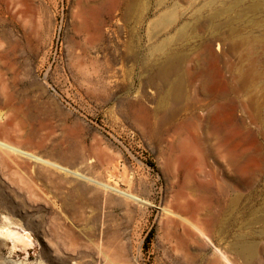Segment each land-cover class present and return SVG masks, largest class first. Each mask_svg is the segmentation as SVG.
<instances>
[{
  "label": "rangeland",
  "instance_id": "rangeland-1",
  "mask_svg": "<svg viewBox=\"0 0 264 264\" xmlns=\"http://www.w3.org/2000/svg\"><path fill=\"white\" fill-rule=\"evenodd\" d=\"M262 93L264 0H0V264H264Z\"/></svg>",
  "mask_w": 264,
  "mask_h": 264
},
{
  "label": "bare ground",
  "instance_id": "bare-ground-1",
  "mask_svg": "<svg viewBox=\"0 0 264 264\" xmlns=\"http://www.w3.org/2000/svg\"><path fill=\"white\" fill-rule=\"evenodd\" d=\"M259 89H261V86H260ZM263 96H264V94H263ZM262 98H264V97H262ZM215 131H217V134H219L218 132H223V131L227 132L226 131V127H220L218 129H215ZM0 146H1V148H5L6 150L8 149V151L11 150V151H14L15 153H19L22 156H26V157L32 158V159L35 158V156H33L31 154H28V153H25V152H21V151H19L17 149H14V148H12V147H10L8 145H5V144L0 143ZM215 146L216 147H214L213 150H212L213 153L215 154L216 158L217 157L218 158H222L223 161L227 163V165H229L230 167H232L234 169V174L232 175V177H230V179H233V181L236 182L238 180V177H239V174H240V172H239V165H240V162H242L241 160L243 158L242 151L238 147H229L224 140L220 141L219 144H217ZM193 148H194V151L197 152L196 151L197 148H196V146L194 144H193ZM175 152H176V154H175V157H174V161H180V160L181 161H184L185 159H187V157L189 155V152H190L189 143H188V137L183 136V137H181L178 140V142L176 144V147H175ZM37 160H39V159H37ZM45 163H46V161H45ZM49 164L51 165V163H49ZM54 165L55 164H53V166ZM59 167H60V169H63L65 171L67 170L66 168H63V167L61 168V166H59ZM209 188H210V186H209ZM111 189L114 190V191H116V192H119L121 194H124L125 196H128V197H131V198L136 199L135 197L131 196L130 194H127V193H124V192H120V191L116 190L115 188H111ZM196 190H198V189H196ZM207 190H208V194H211L210 192L212 190L211 191H210V189H207ZM254 194L255 193H249L247 195L246 200H247L248 203H251L252 201L255 200ZM187 195H188V192L184 191V186L179 187V190H178V192L176 193V196H175V201H176V203H175V209H176V211L177 212H180V213L187 214L192 220H194L196 222H200V224H202L204 226H207L208 225L207 220L205 218H200L199 213L204 209V207L206 208L207 206H212L213 205V198H212L213 195H212V197H210L211 201H209V203L206 204V206L204 205L205 203L204 204L202 202L200 203V201H203V200L190 201V200H188V199L185 198L184 201H183V203H182V201L179 202V199H182L184 196H187ZM206 196L208 197L207 194H206ZM196 199H197V197H196ZM211 218L213 220V217H211ZM7 233H9V232H7ZM9 234L14 235V236H11V237L15 238V239H13L15 241H16V239L19 240V238L22 237V235H20L19 232H15V231H13V232H11ZM9 234H8V236H10ZM18 240H17V242H18ZM28 241H29V238H28ZM227 263H228V261H227Z\"/></svg>",
  "mask_w": 264,
  "mask_h": 264
}]
</instances>
